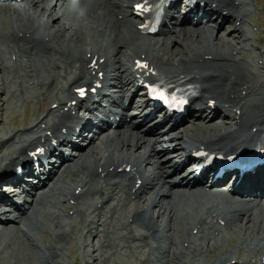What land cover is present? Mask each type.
I'll return each instance as SVG.
<instances>
[{
	"label": "bare ground",
	"instance_id": "bare-ground-1",
	"mask_svg": "<svg viewBox=\"0 0 264 264\" xmlns=\"http://www.w3.org/2000/svg\"><path fill=\"white\" fill-rule=\"evenodd\" d=\"M142 1L0 4V185L4 175L25 168L14 182L5 183L10 189L15 186L11 194L0 193L1 264H69L66 258L75 250L81 251V264L107 259L112 264L105 250L108 244H116L130 261L148 264H204L203 259L207 264H264V198L258 200L264 187L252 184L259 168L231 187L227 180L234 172L215 181L210 166L200 174L181 173L190 160L180 167L174 150L165 147L179 142L175 151L180 150L176 154L183 160L199 151L230 155L244 144L264 142V73L251 63L257 58L249 48L254 45L251 3L260 16L261 2L192 0L183 26L163 30L183 2L174 0L164 9L157 34L148 37L141 28L144 19L134 10ZM259 21L256 39L262 43L264 17ZM231 34L238 46L232 51ZM141 80L193 91L187 112L175 123L188 121L187 126L168 134L164 122L157 123L153 128L158 134L145 137L135 127L134 115L142 119L143 128L158 110L151 109L145 91L137 109L149 107L142 113L130 112L127 103L131 88L144 89ZM84 87L85 99L77 92ZM112 88L121 92L119 99L110 94ZM105 100L115 109H104ZM30 102L34 104L32 118H26L29 127L19 128L14 122V128L6 127L7 110L27 112ZM207 105L213 108L210 118L195 119L194 111ZM96 109L102 110L103 119L96 118ZM223 109L231 112L232 121L221 118ZM117 117L120 122L114 127ZM92 126L98 133L88 140L87 149L69 159L62 151L56 168L55 150L64 145L78 148L75 136L88 139L83 132ZM40 148L50 154L48 168L36 154ZM36 161L48 178L36 176L40 179L29 185L30 200L20 208L26 176H35L28 164ZM250 192L257 200L247 203L244 194ZM238 234L241 243L234 239ZM228 244L233 245L231 251ZM93 255L91 263L87 257Z\"/></svg>",
	"mask_w": 264,
	"mask_h": 264
},
{
	"label": "rangeland",
	"instance_id": "rangeland-1",
	"mask_svg": "<svg viewBox=\"0 0 264 264\" xmlns=\"http://www.w3.org/2000/svg\"><path fill=\"white\" fill-rule=\"evenodd\" d=\"M261 7L262 8H264V5L263 4H261ZM254 9V8H253ZM227 29H229V28H227ZM219 33L220 34H218V35H223L224 34V32H223V29L222 30H220L219 31ZM220 36H218V38H220ZM228 39H229V41L228 42H232L231 41V39H234V35H229L228 36ZM236 43H233L232 42V44L230 45L232 48H230L231 50L230 51H232V50H236V49H238V46L235 48V45ZM234 45V46H233ZM264 47V46H263ZM2 74H3V71L1 72V74H0V83L3 81H1V77H2ZM3 78H4V76H3ZM26 108H28V110H27V113L25 112V110H24V108H18V111H17V113L15 114L14 113V111L12 110V109H8L7 110V113H6V127H8V128H13V122H14V124H18L20 127L21 126H23L24 125V123L26 122V118H27V115H29L30 117L33 115V111H32V108H31V104L30 103H27L26 104ZM3 110L5 109L6 110V108H2ZM38 110H39V106H38ZM137 121V123L136 124H138L139 123V121H138V119L136 120ZM185 125V124H184ZM184 125H182L181 127H183ZM26 127H29V125H26ZM180 128V127H179ZM178 128V129H179ZM177 129V130H178ZM176 130V131H177ZM186 130V129H185ZM145 131V130H144ZM174 132V133H177V132ZM184 131V130H183ZM149 137H152V135H149ZM2 138H3V134L2 133H0V141L2 140ZM175 145V144H174ZM177 162L179 161V159H177L176 160ZM146 192H147V190H145ZM169 235L170 236H172L173 235V231H169ZM230 238H231V233H230ZM235 241L236 242H238V243H241V235L240 234H238L237 236H235ZM90 241H89V239H87L86 241H85V243L86 244H88ZM116 245V244H115ZM115 245L113 246V247H108V249H107V251L109 252V257L112 259V264H114V262L113 261H115L116 263L115 264H131L133 261H130L129 260V258L128 257H125V252L124 251H122V250H118V256L117 255H114V253L116 252V250H117V247H115ZM117 246V245H116ZM228 251L229 250H232L233 249V245L232 244H229L228 245V247L226 248ZM65 254H67V255H69V252L68 251H66L65 252ZM74 254V253H73ZM72 254V255H73ZM78 255H79V252L76 254V257H78ZM207 257H209L208 258V261H213V257H210V256H208L207 255ZM215 257H217V255H215ZM94 258H95V256L93 255V256H90V257H87V259L91 262V263H93L94 262ZM66 259H68V257L66 258ZM210 259V260H209ZM93 260V261H92ZM134 261H136V259L134 258L133 259ZM79 261L81 262V259H79ZM83 261V260H82ZM69 262V261H68ZM101 262H98V263H95V264H100ZM203 263L204 264H207V262L203 259ZM1 264V263H0ZM3 264H5V262L3 263ZM103 264H110V260H106ZM133 264H135L134 262H133ZM137 264H139V263H137ZM151 264H154L153 262L151 263Z\"/></svg>",
	"mask_w": 264,
	"mask_h": 264
}]
</instances>
